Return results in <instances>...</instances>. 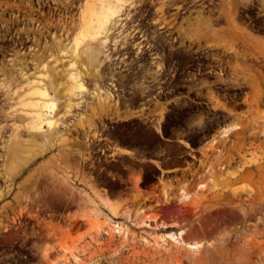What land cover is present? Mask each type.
<instances>
[{"label":"rangeland","instance_id":"rangeland-1","mask_svg":"<svg viewBox=\"0 0 264 264\" xmlns=\"http://www.w3.org/2000/svg\"><path fill=\"white\" fill-rule=\"evenodd\" d=\"M145 1H131L125 26L129 31V24L139 23L146 37L142 46L130 42L121 47L120 36L116 41L109 37L106 47L112 58L100 53L101 64H90L92 70L99 69L100 82L114 93L116 104L103 110L95 97L83 96L66 117L67 144L48 146L44 137L22 130L24 149L11 165L20 171L12 181L7 180L3 157L10 120L0 114V264H41L48 248L53 257L59 242L73 238L75 225H85L80 213L90 205L86 194L95 197L94 189L113 194L125 187L143 191L153 184L154 197L132 195L145 198L146 214L165 225H133L144 226L136 232L156 254L172 251L181 256L179 264H201L183 245L158 236L183 229L185 240L202 241L197 254L207 264H264V6L260 0L240 2L231 22L234 32L220 35L203 27L193 36L179 29L186 24L180 17L166 33L148 16H140L137 10ZM216 1L208 4L215 6L212 16L219 12ZM213 24L227 26L228 21L220 14ZM47 38L54 50L49 55L59 57L53 37ZM225 40L231 50L214 44ZM36 45L23 58L43 59L36 56L42 43ZM152 54L157 55L155 61ZM51 62L53 58L47 59L46 66L68 64ZM14 64L0 68V80L11 88L25 80L16 75ZM30 65L25 69L29 77L42 78L39 72L52 71ZM112 69L114 84L109 82ZM85 80L94 88L89 76ZM0 91V105L7 107ZM235 122L239 128L232 126ZM223 126H231L225 134L220 133ZM161 167L183 168L163 173ZM128 174L135 175L134 182L119 180ZM182 185L195 188L196 194L181 200ZM19 190L24 191L20 202L13 199ZM155 240L162 244L155 245ZM237 251L238 259H218L219 254L230 257Z\"/></svg>","mask_w":264,"mask_h":264},{"label":"bare ground","instance_id":"bare-ground-1","mask_svg":"<svg viewBox=\"0 0 264 264\" xmlns=\"http://www.w3.org/2000/svg\"><path fill=\"white\" fill-rule=\"evenodd\" d=\"M131 1L79 0L77 22L76 24L73 23L74 29L70 33V38H67L68 33L53 36L60 56L49 55L48 58H53L55 61L53 63L66 61L68 64L66 66L54 64L48 67L46 66V62H43L40 65H36L34 68L52 70L51 72H39L38 75H42V78L29 77V72L25 70L27 68L22 66L16 67V75L25 80L13 88H11L10 83L0 80V90H4L6 96L4 101L8 100L7 107L0 105V114L6 115L7 119L10 120L8 123L11 126V130L7 133L5 156L0 151V159H2V156L5 158L7 180L12 181L13 176L20 171L19 169L13 171L11 165L16 160L19 152L24 149L25 142L22 138V130L31 132L35 137H44V141L48 146L58 145L59 143L67 144L69 141L64 131H67L70 121H67L66 117L74 113L72 110L81 101L85 100L83 96L95 97L99 103L97 106L103 110H108L112 103L116 104L117 101L112 99L114 93L102 86L100 82L101 73L97 67L101 64L100 53L106 59L112 58L110 56L111 50H108L109 46L106 47L109 37L110 40L116 41L118 39L115 37L120 36L119 43H122L121 47L125 46L123 45L124 43L130 42L132 46L140 47L146 39L145 33L138 27L139 23H136V25L129 24L131 27L129 31L125 27L127 24L126 19L130 18L129 14L131 10L129 5ZM244 1H216L219 4V7H217L219 12L216 16L211 15L215 6L208 5L209 3H213L214 0H146L145 4L139 7L137 11L140 16H148L154 26L161 30H166V33H170V27L180 17L184 19L186 24L180 25L179 29L184 33H188V35H197L203 27L214 32V34L221 35L222 31L224 33H231L236 30V25L231 24L235 18V5ZM260 4L264 6V0H260ZM220 14L228 21L227 26H214L213 20L219 18ZM191 17L192 20H190ZM63 22L66 23V20ZM202 23H205V26ZM214 44L222 45L225 49H232L231 43L226 40L214 42ZM110 49L112 48L110 47ZM156 57V54H152V58L154 59L152 61H155ZM92 63L97 65L93 70L90 67ZM64 72L67 73L66 79L62 80L60 79V75ZM113 75L114 71L112 69L109 72L111 79L109 82L111 84H114ZM85 76H89L93 80L94 88L87 87ZM87 105L89 106V104ZM90 108L91 110H95L96 106L93 104ZM83 116L84 114L82 113L77 117L82 120ZM80 125L83 127V122L80 121ZM232 126L235 128L240 127L236 122ZM229 127L231 126H223L220 133L225 134ZM21 159L24 160L23 157ZM208 163L209 159L204 162V165L207 166ZM1 176H3L2 172H0ZM203 185L204 182L199 183V186ZM10 189L11 186L7 189V194L10 193ZM94 190L95 197L89 193L86 194L90 205L85 207L80 213L87 226H89V232L100 233L103 225L108 224H111V229L114 232L120 234L125 231L126 225L141 224L150 227L165 225V223L157 221L155 217H150L148 214L143 215L144 208L141 206L135 208L123 206L104 190L103 192ZM23 192V190L17 191L13 199L20 202L24 195ZM189 196L190 193L186 190L185 186H180L178 197L184 200L188 199ZM24 198L30 203L36 202V199L30 196H25ZM166 198L168 199L169 196L167 195ZM151 220L154 222L151 223ZM12 221H17L16 216H12ZM183 234L184 230L179 229L176 231L169 230L164 232L163 235L158 236L163 241L168 238L178 246L183 245L187 248V252L192 257H195L199 263L207 264V260L198 257L197 254L203 245L202 241L185 240ZM143 238L146 241L149 240L147 236ZM77 241L59 242L56 247L58 257H51L49 254L51 249H45L42 252L43 261L41 264H64L66 261H70V259L77 260L79 258ZM154 244L161 245L162 243L159 240H155ZM222 256L219 254L218 259ZM240 256L241 253L238 252L235 255H230L229 259H238Z\"/></svg>","mask_w":264,"mask_h":264},{"label":"flooded vegetation","instance_id":"flooded-vegetation-1","mask_svg":"<svg viewBox=\"0 0 264 264\" xmlns=\"http://www.w3.org/2000/svg\"><path fill=\"white\" fill-rule=\"evenodd\" d=\"M78 1L0 0V68L11 67L10 63H19L14 67L24 68L33 63L31 67L34 68L46 62L50 52L54 51L47 36L73 31ZM37 42L42 43V48L36 55L43 59L23 58L24 53L37 49Z\"/></svg>","mask_w":264,"mask_h":264},{"label":"crops","instance_id":"crops-1","mask_svg":"<svg viewBox=\"0 0 264 264\" xmlns=\"http://www.w3.org/2000/svg\"><path fill=\"white\" fill-rule=\"evenodd\" d=\"M165 140H170L168 137H163ZM193 148V147H192ZM193 149H198L193 148ZM160 168V167H159ZM183 167H165L161 169L163 173H171L175 170H181ZM120 181H135L134 174H128L126 177L119 178ZM133 187L134 185H127ZM156 184L146 186L143 191H134L128 188L118 189L109 194L114 200L123 206L135 208L138 206L143 207V215L146 214L148 208V201L145 198H138L132 194L141 193L143 197L150 195L154 197ZM190 193V199L196 194L195 188L191 189L185 186ZM103 192V190H100ZM131 197V201H126ZM121 201V202H119ZM133 206V207H132ZM123 233H116L111 229V225H103L100 233L89 232V226L75 225L73 229V240L77 241V251L79 258L77 260L66 261L64 264H179L182 261L180 255L170 251L163 254H156L152 245L144 242L142 237L136 232L144 226L126 225ZM80 236V237H79ZM172 250V249H171ZM55 255V256H54ZM58 251L53 254V257H58ZM224 254L221 259H229ZM219 258V259H220ZM183 262V261H182ZM224 263V262H223Z\"/></svg>","mask_w":264,"mask_h":264},{"label":"built area","instance_id":"built-area-1","mask_svg":"<svg viewBox=\"0 0 264 264\" xmlns=\"http://www.w3.org/2000/svg\"><path fill=\"white\" fill-rule=\"evenodd\" d=\"M64 13L68 14V12H65V11H64ZM64 13H63L62 15H64ZM62 15H61V16H62ZM50 36H52V35H50ZM32 65H33V63H31L30 66H32Z\"/></svg>","mask_w":264,"mask_h":264}]
</instances>
